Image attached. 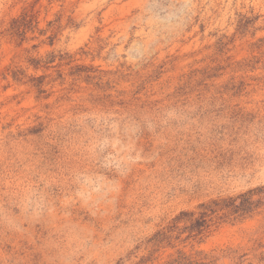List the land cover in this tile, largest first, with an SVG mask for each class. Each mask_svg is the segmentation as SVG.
<instances>
[{
    "label": "rangeland",
    "instance_id": "374dc122",
    "mask_svg": "<svg viewBox=\"0 0 264 264\" xmlns=\"http://www.w3.org/2000/svg\"><path fill=\"white\" fill-rule=\"evenodd\" d=\"M263 186L264 0H0V264H133ZM259 245L264 205L199 248Z\"/></svg>",
    "mask_w": 264,
    "mask_h": 264
},
{
    "label": "trees",
    "instance_id": "16d2710c",
    "mask_svg": "<svg viewBox=\"0 0 264 264\" xmlns=\"http://www.w3.org/2000/svg\"><path fill=\"white\" fill-rule=\"evenodd\" d=\"M264 205V186L236 196L201 203L196 210H183L143 242L144 254L133 264H264L259 245L254 254L238 249L205 251L199 248L209 229L225 220H235ZM258 252V253H257Z\"/></svg>",
    "mask_w": 264,
    "mask_h": 264
}]
</instances>
